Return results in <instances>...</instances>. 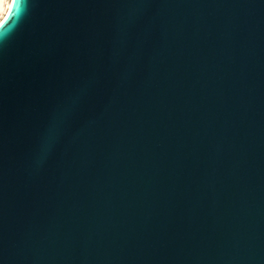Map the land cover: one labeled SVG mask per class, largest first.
I'll list each match as a JSON object with an SVG mask.
<instances>
[{
  "label": "water",
  "instance_id": "obj_1",
  "mask_svg": "<svg viewBox=\"0 0 264 264\" xmlns=\"http://www.w3.org/2000/svg\"><path fill=\"white\" fill-rule=\"evenodd\" d=\"M0 264H264V0H10Z\"/></svg>",
  "mask_w": 264,
  "mask_h": 264
},
{
  "label": "bare ground",
  "instance_id": "obj_2",
  "mask_svg": "<svg viewBox=\"0 0 264 264\" xmlns=\"http://www.w3.org/2000/svg\"><path fill=\"white\" fill-rule=\"evenodd\" d=\"M9 1L10 0H0V13H1V17L0 19L2 18V16L5 14L8 6H9Z\"/></svg>",
  "mask_w": 264,
  "mask_h": 264
},
{
  "label": "rangeland",
  "instance_id": "obj_3",
  "mask_svg": "<svg viewBox=\"0 0 264 264\" xmlns=\"http://www.w3.org/2000/svg\"><path fill=\"white\" fill-rule=\"evenodd\" d=\"M0 17H1V13H0Z\"/></svg>",
  "mask_w": 264,
  "mask_h": 264
},
{
  "label": "snow or ice",
  "instance_id": "obj_4",
  "mask_svg": "<svg viewBox=\"0 0 264 264\" xmlns=\"http://www.w3.org/2000/svg\"><path fill=\"white\" fill-rule=\"evenodd\" d=\"M9 19H11V17Z\"/></svg>",
  "mask_w": 264,
  "mask_h": 264
}]
</instances>
